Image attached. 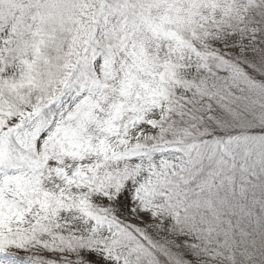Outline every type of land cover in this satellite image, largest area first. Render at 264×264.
<instances>
[{
	"label": "snow or ice",
	"instance_id": "snow-or-ice-1",
	"mask_svg": "<svg viewBox=\"0 0 264 264\" xmlns=\"http://www.w3.org/2000/svg\"><path fill=\"white\" fill-rule=\"evenodd\" d=\"M0 264H264V0H0Z\"/></svg>",
	"mask_w": 264,
	"mask_h": 264
}]
</instances>
